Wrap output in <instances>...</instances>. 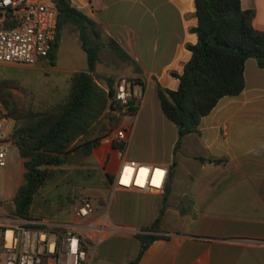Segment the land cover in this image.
I'll use <instances>...</instances> for the list:
<instances>
[{"label":"crops","instance_id":"crops-1","mask_svg":"<svg viewBox=\"0 0 264 264\" xmlns=\"http://www.w3.org/2000/svg\"><path fill=\"white\" fill-rule=\"evenodd\" d=\"M69 1L133 61L103 48L96 72L113 76L112 87L126 77L139 101L124 150L114 146L113 128L88 158L104 177L95 192L104 199L95 219L119 230L91 245L86 264H127L140 248L135 235L161 208L160 231L152 232L157 238L136 264H264V69L248 58L242 91L221 97L174 153L177 127L163 114L157 87H178L175 74L190 58L187 45L197 41L194 0ZM240 4L253 9V27L264 30V0ZM65 26L57 51L66 30L65 54L72 58L78 30ZM81 60L84 70L86 55ZM98 83L106 87L104 80ZM124 160L167 166L166 194L115 189L113 176Z\"/></svg>","mask_w":264,"mask_h":264},{"label":"trees","instance_id":"trees-1","mask_svg":"<svg viewBox=\"0 0 264 264\" xmlns=\"http://www.w3.org/2000/svg\"><path fill=\"white\" fill-rule=\"evenodd\" d=\"M51 1L58 10L55 40L49 53L39 61L55 65L63 28L72 24L78 30L80 46L86 55V68L70 74L68 91L62 100L42 103L36 108L25 105L13 94V80H0L1 105L6 117L15 120L9 138L16 145L23 166V182L12 197L13 215L23 220L32 219L33 199L51 179L60 176L65 184L73 185L79 178L88 181L93 177V171L79 163L90 156L92 147L118 123L110 107L114 77L96 72L100 51L107 48L120 59L133 62L112 39L104 38L97 23L69 0ZM194 3L197 22L192 30L197 41L187 45L190 58L182 73L175 74L178 87H157L161 110L177 127L174 153L180 147L181 138L197 130L201 117L221 97L242 91L248 58L255 59L258 67L264 69V30L253 27V9L242 8L240 0H194ZM99 79L104 80L106 87L98 83ZM130 110L134 112L136 107ZM113 144L118 149L123 148L121 143ZM65 165L74 167L63 168ZM167 191L165 187L164 193ZM163 209L150 225L142 227L135 235L140 248L127 264H136L149 242L157 238L152 232L160 231ZM28 225L61 233L66 230L55 225ZM90 246L85 249L88 251Z\"/></svg>","mask_w":264,"mask_h":264},{"label":"built area","instance_id":"built-area-1","mask_svg":"<svg viewBox=\"0 0 264 264\" xmlns=\"http://www.w3.org/2000/svg\"><path fill=\"white\" fill-rule=\"evenodd\" d=\"M57 23L58 10L51 0H0V62L14 65L37 63L49 53ZM110 104L118 117L117 126L111 133L112 142L121 143L123 148L119 150L123 151L133 113L130 108L137 109L139 105L126 77L115 82ZM3 114L0 106V175L8 150L5 142L9 141L12 129L10 118ZM168 172L164 165L124 160L114 173L112 186L159 193L164 190ZM92 212L88 198L83 199L74 209L76 223L71 227L65 223L52 224L66 228L62 233L28 225V222L39 224L35 219L9 224L0 217V264H86L85 247L119 230L117 225L108 224L105 218H91ZM74 227L80 233H76Z\"/></svg>","mask_w":264,"mask_h":264},{"label":"rangeland","instance_id":"rangeland-1","mask_svg":"<svg viewBox=\"0 0 264 264\" xmlns=\"http://www.w3.org/2000/svg\"><path fill=\"white\" fill-rule=\"evenodd\" d=\"M65 27L66 29L67 27H72L74 32L76 30V27L72 24H66ZM67 40L68 36L65 30L62 36V44L59 51H57L55 65H50L43 61H38L32 65H14L0 62V80H13L15 83L12 89L13 94L19 97L25 105L33 108L38 107L42 103L62 100L68 91L70 74L84 67L81 57L82 55L83 58L85 56L84 50L80 46H76L75 43H73V57L70 58V56L66 55L65 51L68 43L70 44V42L67 43ZM1 108L3 109L2 106ZM3 112V115L6 116L4 109ZM10 119L13 129L15 120ZM9 139L11 140V138ZM5 144L8 150L5 166L1 169L0 175V217L9 224L25 223L30 220H23L13 215L12 201L16 188L23 182V166H21L22 163L19 164L17 148L10 141H6ZM88 158L89 156L84 158L79 164L83 168L93 171L91 172L93 177L88 181L79 178L73 185L65 184L60 176L48 181L44 187L38 190L37 195L33 199L30 216L32 219H37L39 224L67 223L71 227L77 222L74 209L80 206L85 198H88L93 208L91 218L95 219L99 216L95 208L101 206L104 203V199L95 194V192L98 190L97 186L104 183V177ZM72 167L74 166H63V168L70 169ZM62 201L67 203L64 204ZM73 229L76 233H80L77 227ZM90 255L91 250L87 251L86 259Z\"/></svg>","mask_w":264,"mask_h":264}]
</instances>
